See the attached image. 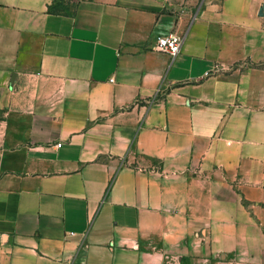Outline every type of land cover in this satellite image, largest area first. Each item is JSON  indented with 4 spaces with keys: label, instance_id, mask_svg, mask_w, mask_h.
Masks as SVG:
<instances>
[{
    "label": "crops",
    "instance_id": "1",
    "mask_svg": "<svg viewBox=\"0 0 264 264\" xmlns=\"http://www.w3.org/2000/svg\"><path fill=\"white\" fill-rule=\"evenodd\" d=\"M0 264H264V0H0Z\"/></svg>",
    "mask_w": 264,
    "mask_h": 264
},
{
    "label": "built area",
    "instance_id": "2",
    "mask_svg": "<svg viewBox=\"0 0 264 264\" xmlns=\"http://www.w3.org/2000/svg\"><path fill=\"white\" fill-rule=\"evenodd\" d=\"M182 44V38L176 34H169L165 36H160L156 40V44L154 46L155 50L168 53L170 56H175ZM218 69H214L217 71Z\"/></svg>",
    "mask_w": 264,
    "mask_h": 264
}]
</instances>
